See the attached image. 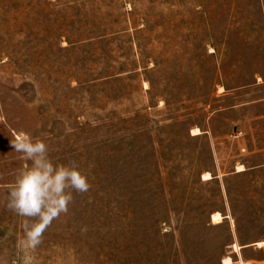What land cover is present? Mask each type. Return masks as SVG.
Returning <instances> with one entry per match:
<instances>
[{"label": "rangeland", "instance_id": "374dc122", "mask_svg": "<svg viewBox=\"0 0 264 264\" xmlns=\"http://www.w3.org/2000/svg\"><path fill=\"white\" fill-rule=\"evenodd\" d=\"M19 132L90 185L29 253ZM261 243L264 0H0L2 264H264Z\"/></svg>", "mask_w": 264, "mask_h": 264}, {"label": "clouds", "instance_id": "9594fccd", "mask_svg": "<svg viewBox=\"0 0 264 264\" xmlns=\"http://www.w3.org/2000/svg\"><path fill=\"white\" fill-rule=\"evenodd\" d=\"M22 159L31 161L16 175L7 191L6 207L24 218L22 230L24 251L36 250L43 234L62 213H67L73 200V191L85 193L90 185L75 162L54 164L49 157L47 144L33 139L25 132L17 133L9 142ZM2 264V262H0ZM26 264L29 262L26 260Z\"/></svg>", "mask_w": 264, "mask_h": 264}, {"label": "bare ground", "instance_id": "6f19581e", "mask_svg": "<svg viewBox=\"0 0 264 264\" xmlns=\"http://www.w3.org/2000/svg\"><path fill=\"white\" fill-rule=\"evenodd\" d=\"M238 171H241L240 169H238ZM210 179V177H209V175H207L206 174V176H205V179ZM204 179V180H205ZM221 219V216L217 213V214H215V215H213L212 216V221L213 222H218L219 220ZM261 245H264V244H258V246H261ZM236 248V247H235ZM224 264H231V261H230V259H227L226 261H225V263Z\"/></svg>", "mask_w": 264, "mask_h": 264}]
</instances>
